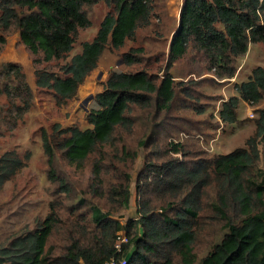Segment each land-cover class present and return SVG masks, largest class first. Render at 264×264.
<instances>
[{
  "label": "trees",
  "instance_id": "trees-1",
  "mask_svg": "<svg viewBox=\"0 0 264 264\" xmlns=\"http://www.w3.org/2000/svg\"><path fill=\"white\" fill-rule=\"evenodd\" d=\"M99 1L110 7L109 12L92 41L83 43L80 53L67 60L79 31L91 25L86 8ZM153 2L0 0V50L6 36L18 32L34 68L36 87L51 91L55 105L63 106L77 96L105 50H120L135 40L137 29L151 25ZM263 12L264 0H183L160 77L148 65L135 72L112 71L94 98L98 109L86 116L90 128L54 125L51 136L43 131L42 149L48 178L53 181L55 148L70 165L82 168L98 147L127 144L126 137H135L145 163L136 183V217L120 220V211L129 203L131 176L125 174L122 181L109 185L102 160H93L89 193L105 199L108 210L91 205L88 216L69 213L64 217L62 204L51 202L47 216L33 231L0 246V264H104L112 258L126 259V264H264V107H256L254 131L243 147L207 161L199 159L193 166L183 161L193 155L188 150L192 145L176 141L161 147L148 141L152 131L145 141L134 124L138 113L153 112L152 122V117L170 112L179 83L168 69L189 49L202 54L207 68L218 77L233 78L235 59L244 56L250 44L264 45ZM142 54V47L130 48L121 58L126 67H132L141 64ZM236 92L221 105L223 123L239 122L240 101L253 106L264 101V69L253 68ZM24 93L29 96L28 87ZM58 134L65 136L60 139ZM127 152L129 160L137 158V150ZM147 154L157 163L146 160ZM24 159L14 150L0 155V189L24 166ZM61 188L67 191L66 186ZM120 232L128 242L117 253L114 244ZM51 241L58 245H50Z\"/></svg>",
  "mask_w": 264,
  "mask_h": 264
},
{
  "label": "rangeland",
  "instance_id": "rangeland-1",
  "mask_svg": "<svg viewBox=\"0 0 264 264\" xmlns=\"http://www.w3.org/2000/svg\"><path fill=\"white\" fill-rule=\"evenodd\" d=\"M153 1L151 25L137 29L135 40L127 41L120 50H105L96 69L79 87L77 96L63 106L55 105L51 91L36 87L34 68L20 43L18 32L6 36L5 45L0 50V155L14 150L21 157L25 156V164L0 189V246H6L22 232L33 231L47 216L51 202L62 204L61 214L64 217L69 213L88 216L91 205H96L103 212L107 211V201L89 193L92 162L99 158L108 171L106 182L109 185L122 181L125 174L131 176L129 203L120 211V220L124 222L135 219L138 202L136 183L145 165L144 157L141 156L143 148L136 146L135 137H126L127 144L115 142L114 145L98 147L82 168L70 165L62 157V151L55 148L53 181L48 178L47 157L42 149L41 133L44 131L50 136L55 134L54 125L60 129L90 128L86 116L94 108L93 99L102 92L109 73L114 70L135 72L148 65L147 69L160 77L166 65L169 42L176 30L183 0ZM109 10L110 7L102 1L86 8L91 25L79 31L67 60L80 53L83 43L92 41ZM261 16L264 18V12ZM249 46V53L235 59L236 70L243 65L247 69L264 66V45L256 43ZM137 47L144 49V54L140 56L141 64L123 68L122 54ZM8 64L16 67L8 71L5 68ZM168 72L179 83L170 112L152 117V122H149V118L153 112L134 116L136 132L142 133L145 141L152 131V137L148 141L153 140L161 147L176 141L192 145L188 146V150L193 155L183 159L188 166H193L199 159L207 161L208 157L227 154L244 146L246 139L254 131L253 120L257 117L255 109L264 107V101L259 106H243L239 114L242 120H238L239 122L223 123L219 119L221 105L231 97V93L236 92L231 78L218 77L214 69L207 68L205 57L193 49H189ZM25 87L30 91L28 97L24 93ZM182 90L190 97H185ZM183 97L187 99L185 104ZM198 109L203 112L197 113ZM250 110H253L254 118L248 117ZM148 124H151L150 127ZM64 136L65 134L57 135L60 139ZM134 149L137 150V158L129 160L125 152ZM147 151L146 149L145 153ZM150 155H146V160H152ZM152 161L157 163V160ZM261 167L259 163L257 168ZM61 185L66 186L68 192L63 191ZM81 200L83 204H80ZM53 244L56 243L51 241L50 245Z\"/></svg>",
  "mask_w": 264,
  "mask_h": 264
},
{
  "label": "crops",
  "instance_id": "crops-1",
  "mask_svg": "<svg viewBox=\"0 0 264 264\" xmlns=\"http://www.w3.org/2000/svg\"><path fill=\"white\" fill-rule=\"evenodd\" d=\"M251 45V44H250ZM250 46L248 48V53L250 51ZM245 65H243L242 67H238L237 70H236V73L234 75L233 78H231V84L234 86V89L236 90V86L243 83V82H246L249 77L251 76V71L252 69H247L246 67H244ZM258 67H262L264 69V66H258ZM242 69V70H241ZM234 96H237V92H233L231 93V97H234ZM248 106V103L246 102H243V101H240L239 104H238V107L236 109V114H237V119L240 121L242 120L239 116L240 112H242V108L243 106Z\"/></svg>",
  "mask_w": 264,
  "mask_h": 264
},
{
  "label": "built area",
  "instance_id": "built-area-1",
  "mask_svg": "<svg viewBox=\"0 0 264 264\" xmlns=\"http://www.w3.org/2000/svg\"><path fill=\"white\" fill-rule=\"evenodd\" d=\"M248 106H252L251 104H248ZM249 118H254L253 110H250L248 113ZM128 242V239L126 235L123 232L118 233L114 249L117 253L122 251V246ZM104 264H126V259H123L122 261L118 262L116 259L112 258L111 260L107 261Z\"/></svg>",
  "mask_w": 264,
  "mask_h": 264
},
{
  "label": "water",
  "instance_id": "water-1",
  "mask_svg": "<svg viewBox=\"0 0 264 264\" xmlns=\"http://www.w3.org/2000/svg\"><path fill=\"white\" fill-rule=\"evenodd\" d=\"M100 59V58H99ZM123 64V68H125L126 66H125V64L124 63H122ZM114 72H117V73H120V72H123L122 70L121 71H116V70H114ZM91 99H93V98H91ZM93 105H94V108L95 109H98V107L96 106V104H95V102H94V99H93Z\"/></svg>",
  "mask_w": 264,
  "mask_h": 264
}]
</instances>
